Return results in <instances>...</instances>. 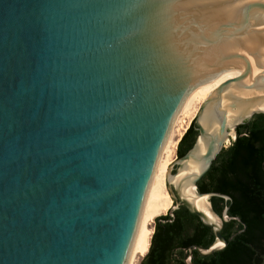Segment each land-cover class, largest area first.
Segmentation results:
<instances>
[{"label": "water", "instance_id": "95a60500", "mask_svg": "<svg viewBox=\"0 0 264 264\" xmlns=\"http://www.w3.org/2000/svg\"><path fill=\"white\" fill-rule=\"evenodd\" d=\"M243 69L169 168V216L184 207L215 237L186 264L227 245L210 199L230 198L197 184L264 116V0H0V264H128L183 103Z\"/></svg>", "mask_w": 264, "mask_h": 264}, {"label": "trees", "instance_id": "16d2710c", "mask_svg": "<svg viewBox=\"0 0 264 264\" xmlns=\"http://www.w3.org/2000/svg\"><path fill=\"white\" fill-rule=\"evenodd\" d=\"M236 134V140L197 184L200 193L230 198L210 199L217 215L228 208L232 218L221 232L226 248L210 257L194 251L191 264H264V116L253 117ZM197 135L192 122L177 146L178 158L193 147ZM214 240L211 228L180 207L173 218L167 214L155 219L150 249L141 264H186L185 250L192 246L208 249Z\"/></svg>", "mask_w": 264, "mask_h": 264}, {"label": "bare ground", "instance_id": "6f19581e", "mask_svg": "<svg viewBox=\"0 0 264 264\" xmlns=\"http://www.w3.org/2000/svg\"><path fill=\"white\" fill-rule=\"evenodd\" d=\"M244 74H246V70L244 69L241 71L230 70L220 73L219 75L207 80L199 87L193 89L189 96L186 98L175 118L168 139L162 150L157 169L145 201L137 234L131 248L128 264H135V259H137V257L144 258L147 255L150 249L151 239L154 234L152 227L153 222L156 218L167 214L173 207L172 199L170 198L166 187V182L169 178V168L173 163V161H171V155L172 153H174V150L177 149L179 142L189 129V127L183 128L182 131L177 134L176 139L173 138L174 128L179 122V117L183 114L188 113L196 103H201L202 105L214 93V91L226 81L242 76ZM231 135L234 139V134L231 133ZM229 143H231V140L227 142V145ZM203 198L207 200V197Z\"/></svg>", "mask_w": 264, "mask_h": 264}, {"label": "rangeland", "instance_id": "374dc122", "mask_svg": "<svg viewBox=\"0 0 264 264\" xmlns=\"http://www.w3.org/2000/svg\"><path fill=\"white\" fill-rule=\"evenodd\" d=\"M201 103H196L194 105V107L186 114H183L179 117V122L177 123V125L174 128V137L176 139L177 134H179L183 128L186 127H190L191 123L194 121L199 109H200ZM232 144V142H231ZM230 143L227 145L230 147L231 145ZM177 149L174 150V153H172L171 155V161H175L177 159ZM173 202V201H172ZM168 214V213H167ZM167 214H164L162 216H165ZM153 232H154V227H155V221L153 222ZM143 258H139L137 257V259H135V264H141L142 263Z\"/></svg>", "mask_w": 264, "mask_h": 264}, {"label": "snow or ice", "instance_id": "6c2138e0", "mask_svg": "<svg viewBox=\"0 0 264 264\" xmlns=\"http://www.w3.org/2000/svg\"><path fill=\"white\" fill-rule=\"evenodd\" d=\"M145 2H146V0H145Z\"/></svg>", "mask_w": 264, "mask_h": 264}]
</instances>
